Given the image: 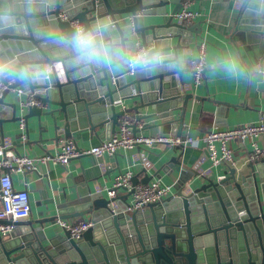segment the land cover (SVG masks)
<instances>
[{"label": "water", "instance_id": "obj_1", "mask_svg": "<svg viewBox=\"0 0 264 264\" xmlns=\"http://www.w3.org/2000/svg\"><path fill=\"white\" fill-rule=\"evenodd\" d=\"M170 3V14L160 20ZM181 5L182 0H0V82L6 85L0 96L1 135L3 123L23 118L27 126L35 116L37 143L97 127L106 128L109 138L130 114L133 133L135 121L154 116L165 132L177 123L171 132L183 136V118L171 111L192 97L178 89L191 58L183 62L181 50L199 24L172 19ZM145 16L150 23H144ZM73 20L83 27L80 38ZM137 41L147 62L131 70L127 60ZM230 43L243 65L248 61L264 70V0H243ZM116 64L122 67L117 72ZM17 88L42 104L24 106L26 97ZM38 89L44 93H35ZM126 99H134L132 105L119 104ZM42 122H50L52 136H42L48 131ZM25 134L21 144L29 145L27 127ZM18 144L3 151L19 155ZM263 160L250 158L245 168L230 167L227 174L201 177L195 185L183 179L174 184L173 195L133 211L127 210L132 190L124 187L126 193L117 188L114 197L89 187L74 197L65 194L52 215L19 220L13 231L0 234V264H264ZM28 170L38 173L36 168L23 173ZM142 172V183L157 175L144 167ZM131 181L139 183L137 175ZM83 217L92 225L78 238L67 228L45 230L47 222Z\"/></svg>", "mask_w": 264, "mask_h": 264}, {"label": "crops", "instance_id": "obj_2", "mask_svg": "<svg viewBox=\"0 0 264 264\" xmlns=\"http://www.w3.org/2000/svg\"><path fill=\"white\" fill-rule=\"evenodd\" d=\"M242 2L243 0H239V2L237 0H190V9L195 12L191 24L198 23L199 28L195 27L196 33H192L188 45L181 50L182 61H186L187 56H196L198 44L204 41L206 42L205 69L201 83L186 91L192 93V97L187 100L186 104H183V99H181L171 113L175 118H183L184 126L181 135L194 138L193 144H187L177 150L163 144L150 148L134 145L131 148L122 147L114 155L105 153L99 157L86 153L71 158L64 166L53 161L39 162L35 167L39 175L33 170H28L26 175L23 172L10 171L14 187L27 189L29 195L30 215L20 221L37 218L41 213L43 216L52 215L55 213L54 205L62 202L66 197L65 194L74 197L76 192H82L87 187L92 191H102L107 194L106 188L111 187L113 180L120 172L128 169L133 172V175H137L139 183H142L143 166L140 158L133 156L141 150L151 162V166L146 169L147 173L149 175L157 174L151 180L159 179L162 183L175 184L185 179L188 180L187 183L194 185L201 182V176L198 175L193 165L202 156H205L206 150L202 139L204 133L212 128L233 127L241 123L255 122L260 117H264V70H261L259 65H250L247 60V64L243 65L230 43L237 10ZM172 7V3L168 4L166 12L163 11L159 15V19L164 21ZM150 22L151 17L145 16L144 23ZM176 40L177 38H173L171 43H176ZM243 57L246 59L245 55ZM47 67L45 66V69ZM121 69V65L116 64L113 71L117 72ZM192 78L189 68L187 72L183 73L184 82L192 81ZM23 96L25 95L22 93ZM134 99L123 100L122 104L132 105ZM48 108L49 105L44 107V109ZM140 112L148 113L151 112V109H140ZM42 123L48 128V131L42 136H52L50 122ZM135 123L138 129L137 134L163 135L166 133L173 135L171 131L177 129V123L172 122L168 124L165 132L164 126L154 116L135 121ZM26 127L29 130L28 140L31 141L29 145L21 144L22 141H27V138H21L23 130H20L19 121L3 123V135H1L0 129V143L7 139L11 145L16 141L21 144L16 145L19 155L30 157L53 154L61 148L65 139L63 137L58 141L34 142L39 138L35 116H30L27 119ZM117 129L118 127H116V131ZM106 131V128L97 127L95 130L76 133L69 138L74 141L77 148L90 149L105 139ZM253 140L259 148L264 149L263 135H259ZM10 145L5 147L0 145V157L4 155V148ZM229 146L232 149L233 165L228 166L224 163L213 165L208 158L202 159L200 166L203 169H209L208 177L227 174L230 167H235L238 170L245 168L252 152L251 140H246L243 143L231 141ZM6 154L16 155L13 150H7ZM172 157H176L179 162H170ZM263 158H259V160ZM262 162L264 168V160ZM119 193L125 194L126 190L119 188ZM83 218L88 219V217ZM66 221H75V219H66ZM45 230L47 233L53 234L62 231V227L56 220L54 223H45Z\"/></svg>", "mask_w": 264, "mask_h": 264}, {"label": "built area", "instance_id": "obj_3", "mask_svg": "<svg viewBox=\"0 0 264 264\" xmlns=\"http://www.w3.org/2000/svg\"><path fill=\"white\" fill-rule=\"evenodd\" d=\"M239 2V0H237ZM195 16V12L190 9V0H183L182 5L178 11L173 13L172 19L185 26L190 25ZM59 17L61 19H67L65 12H60ZM77 30L78 37L80 38L83 27L76 20L70 22ZM190 51V50H188ZM205 51L206 42L201 41L197 47V55L191 56L189 60V68L192 73V81L178 82V89L180 93H185L192 89V87L198 83H201L203 72L205 69ZM145 49L136 42V47L131 51L127 60V66L133 70L137 65L145 66L147 60L145 58ZM190 55V52H189ZM49 71V67L45 69V72ZM47 78V75H44ZM6 88L2 82H0V96L3 90ZM16 92L21 95L22 89L17 88ZM35 93H44L43 89L35 90ZM25 105H38L42 103L40 100L28 95L23 99L22 103ZM119 104L122 105V102ZM132 119L130 114H125L120 119V124L117 131L109 138L101 140L98 144L92 146L90 149H79L76 147L74 141L70 138L64 139L61 148L53 154H44L40 157H30L27 155H4L0 157V234H7L15 228V224L19 220H23L30 215V201L27 189H17L14 187L10 171L23 172L25 169H32L36 167L39 162L48 163L53 161L56 164L66 165L68 161L81 154H93L95 156H102L107 153L114 155L120 148H131L136 145L139 147L150 148L156 145H167L176 147L187 144H193L195 139L189 136H176V135H144L133 133L129 128V123ZM19 127L21 131V138L26 137L24 130L26 129L25 120L21 118L19 120ZM263 135L264 136V117H260L255 122H246L239 125L227 128H212L207 130L202 139L204 141L205 156H202L194 165L193 168L198 172L201 177L209 176V169H203L200 166L202 159L205 157L210 160L213 165L227 164L233 165L234 159L232 149L229 146L231 141H238L240 143L246 140H251L252 152L250 158L259 159L264 157V149H261L254 142V138ZM10 145L9 140H3V147ZM135 158H140L142 166L147 169L151 166V162L147 159L143 150L138 151L133 155ZM133 172L128 169L120 174L113 180L111 187L106 188V193L109 197L116 195L117 188H126L132 190L129 206L127 210L133 211L141 209L149 203L160 201L163 198L174 194V184L162 183L159 179H154L148 183H136L132 185L131 178ZM115 207V203L111 204ZM4 221V222H1ZM62 228H67L71 232V236L78 238L80 234L88 229L92 223L89 219H79L76 221H66L62 219L57 220Z\"/></svg>", "mask_w": 264, "mask_h": 264}]
</instances>
